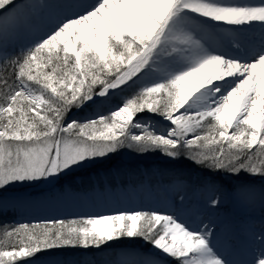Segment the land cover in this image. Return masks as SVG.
<instances>
[{
  "label": "snow or ice",
  "instance_id": "snow-or-ice-1",
  "mask_svg": "<svg viewBox=\"0 0 264 264\" xmlns=\"http://www.w3.org/2000/svg\"><path fill=\"white\" fill-rule=\"evenodd\" d=\"M18 7L0 0V38L21 21ZM70 7L19 55L7 56L0 44V197L125 147L264 180V0H76ZM257 25L259 42L251 44ZM220 42L243 56L221 51ZM138 82L139 91L107 115H70ZM145 112L167 125L137 118ZM212 237L208 225L193 228L175 212L116 210L2 226L0 264H41L43 253L88 254L125 239L143 240L176 264H230ZM258 239L249 264H264V233ZM118 264L162 262L153 253Z\"/></svg>",
  "mask_w": 264,
  "mask_h": 264
},
{
  "label": "bare ground",
  "instance_id": "bare-ground-1",
  "mask_svg": "<svg viewBox=\"0 0 264 264\" xmlns=\"http://www.w3.org/2000/svg\"><path fill=\"white\" fill-rule=\"evenodd\" d=\"M75 2L76 0H20L16 2L19 6L17 11L22 12V19L14 27H10L8 32L0 38L4 52L10 50L17 42L21 43V41L32 37L44 36L58 21L72 14L75 9L70 5ZM259 31L257 25L250 40L251 44H258ZM220 49L232 56H243L244 54L243 50L235 51L229 48L226 42H220ZM140 86L141 82H138L136 85L138 90ZM118 90L120 89L114 90L112 98ZM104 102L98 101L96 106L104 107ZM167 123L165 121L161 123V126L164 127ZM151 187L148 185L144 187L138 185L136 188L118 186L115 189L105 187L104 189H92L88 193H74L67 189L63 192L60 191V194L56 191H49V188L44 193H41L40 190L39 194H33V190L19 195L12 194L3 197L1 201L4 202L2 205L5 207L13 208L15 212L19 211L20 216L36 220L75 213L96 214L116 210H138L141 207L168 213L175 212L193 228L202 227L204 224L208 225L213 232V243L220 255L230 264H249L256 249L260 246L258 237L264 233V220H246V222L239 223L236 218L233 220V217L226 213L220 215L206 211L185 210L184 205L190 197L189 188L186 185L174 182L170 187H164L163 184ZM205 195L204 193L203 197ZM213 197L220 201L219 204H228V209L230 208L235 216V211H248V206L259 200L257 197L262 196L254 191L241 194L240 191L230 193L221 189L214 190L211 199ZM229 200H231L230 203ZM221 232H225L224 236L221 235ZM154 253L159 255L156 249H154ZM137 256L139 254L133 250L122 249L119 251V257L115 264H118L122 259L139 258ZM162 256L165 255L160 256L161 262L164 264ZM39 259L41 264H51L52 261H59L61 264L66 261L68 264H72L71 258L64 259L59 255Z\"/></svg>",
  "mask_w": 264,
  "mask_h": 264
},
{
  "label": "rangeland",
  "instance_id": "rangeland-1",
  "mask_svg": "<svg viewBox=\"0 0 264 264\" xmlns=\"http://www.w3.org/2000/svg\"><path fill=\"white\" fill-rule=\"evenodd\" d=\"M18 1L16 0V2ZM23 50L25 49L20 45V48L18 50L16 49L15 51L18 52V51H23ZM11 52H13L12 48L6 51L5 54L7 56H10L12 54ZM137 90L138 89L136 86H134L133 88L123 87V90L121 89L118 90L113 98H111L110 100H104L105 101L104 107L99 108L96 106V104L90 105L89 107L84 108L82 111L74 110L72 113H70V115L75 117L78 120H84L87 118H95L97 114L107 115L109 110L112 109L113 106L115 107L116 105L121 103L124 98L128 97L129 93L134 94ZM139 118L141 120L147 119L153 122L159 120L160 125L161 123L165 122L161 120L160 117L147 113V112L142 113L141 116H139ZM151 153L153 154L154 152L138 153L134 149H128L125 147V148L120 149L117 153L111 154L109 157L99 160L93 164H90L87 167L76 168L73 171L68 172L66 175H62L61 177H63L64 182H60V178H53L48 181H42V182L28 184V185H18L14 188H10L9 190H7V192L3 194L2 197H0V223L2 220H5L11 223L12 225H19L21 223L34 224V223H39L45 220L70 219V218L78 217L81 215H88L86 213H75V214H65L62 216H55V217H51L47 219L39 218L36 220L33 218H26V217L20 216L19 211L15 212L13 211V208H7L4 205H2L4 202L1 200L3 197L10 196L15 193L22 194V193H25L31 190H33V194L35 193L39 194L40 190L42 191L41 193L47 192L49 188H50L49 191H54V190L56 191L57 189L58 190L60 189V191L63 192L62 188L64 189H66V187L70 188L68 185V182L70 181L71 177L73 178V176H75L73 179L76 180V182L77 181L80 182L81 181L80 179L82 178V176H87V174H89L91 170H96V168H99V170L105 169L107 165H109L107 163H109V161L112 160L113 158L117 164L121 162L122 164L126 163L127 165L128 162L137 160L138 158L142 159L144 158V156L148 157L151 155ZM165 161H167V164L169 163L175 164L176 162L170 158H168V160H165ZM128 166L130 167V165ZM100 173L101 172L99 171V174ZM89 176L95 179L93 183L96 184V173H91L89 174ZM100 176H103V175L100 174ZM210 178L211 176L202 175L201 173H198V174L194 173V175L192 176V182L190 181L191 183L189 184H187L188 181H183V180L181 181V180L176 179L175 181H173V182H176L177 184H181L184 186L186 185L189 188V193H191L193 196V199L190 197L189 200L186 201V204L184 205L185 210H190L193 212L206 211L211 214L219 213L220 215L226 213V214H229L230 217H233V220H235L236 218L237 222L239 223L246 222V220H256V219L264 220V203L254 206L252 209L247 208L248 211L246 212L245 211H235V216L233 215L230 208L228 209V204L224 206L221 204L212 206L209 203V201L211 200V196L214 190L223 189L230 193L232 191L224 186L214 185L211 182V180H209ZM161 180L162 178L158 179L157 177V179L154 180V182L152 183H154L155 185L164 183V182H160ZM140 182L142 183L143 180H141ZM129 184H130L129 182L122 183V185L124 186H129ZM115 185H119V184L117 183ZM130 185L134 186V184H130ZM140 186L144 187V183L141 184ZM262 191H264V189L256 193L259 194V193H262ZM204 193L206 195L203 197ZM195 197H197L198 199L195 200L194 199ZM257 198L261 199L262 197H257ZM262 199L261 201L263 202ZM138 210H151V209L142 207L141 209H138ZM224 234L225 232H221L222 236H224ZM114 244L115 245L111 247L104 248L102 251H95V254L90 253V252L88 254H83V250H72L71 251L72 254L56 252L53 254L42 255L39 258L51 256V255H56V256L59 255L60 257H63L64 259H66L67 257L71 258L72 264H77V262L78 264H88V262H90V264H115L116 259L119 257V251L122 249H130V250L135 251L137 254H139V256H137L139 258L154 253V248L150 244L146 243L145 241L143 240L140 241V239H125L119 243H114ZM158 254L159 255L158 256L156 255V257L161 260L160 256L162 255V253H158ZM163 258H164V261L166 260L165 262L163 261L164 264L165 263L166 264H176L175 260L171 257L164 256ZM62 264H68V263L64 261Z\"/></svg>",
  "mask_w": 264,
  "mask_h": 264
},
{
  "label": "trees",
  "instance_id": "trees-1",
  "mask_svg": "<svg viewBox=\"0 0 264 264\" xmlns=\"http://www.w3.org/2000/svg\"><path fill=\"white\" fill-rule=\"evenodd\" d=\"M19 54L20 53H14L10 57H14ZM131 95L133 94L129 93V96ZM141 114H138V116H141ZM168 158L169 157L165 156L159 151H155L153 154L151 153V155L148 157L144 156L142 159L138 158L137 160L130 161L127 163V165L126 163L122 164L121 162L117 164L113 158L109 161V163H107L109 165H107L105 169L99 170V168H96V170H91L89 174L96 173V183L101 187L104 183H107L110 186H114L117 182L136 183L138 181L140 182L144 177H146L151 182H154L157 177L162 178V182L165 183H169L175 179L192 182V176L194 173H201L202 175L211 176L209 180H211L214 185L225 186L231 190H237V188H240L242 185H251L253 190L264 189V180L259 177H252L247 173H241L239 176H234L226 172L210 171L201 167L200 165L193 163L186 157H181L178 160H174L176 161L175 164H167V161L165 160H168ZM128 165H130V167ZM99 171L103 176H100ZM89 174H87V176H82L80 182H76V180L73 179L75 176H73V178L71 177L70 181L68 182L69 187L74 190H90L93 187L92 185L95 179L90 177ZM61 176L59 177L60 182H64V179ZM2 226L16 225H12L8 221L2 220L0 227ZM71 251L72 250L70 249L56 250L53 253H72ZM53 253H43L40 256ZM90 253L95 254V250Z\"/></svg>",
  "mask_w": 264,
  "mask_h": 264
}]
</instances>
